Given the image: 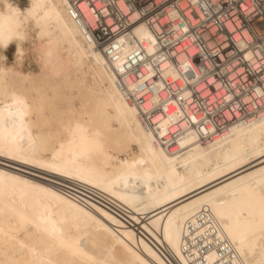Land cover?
Wrapping results in <instances>:
<instances>
[{
    "label": "bare ground",
    "instance_id": "obj_1",
    "mask_svg": "<svg viewBox=\"0 0 264 264\" xmlns=\"http://www.w3.org/2000/svg\"><path fill=\"white\" fill-rule=\"evenodd\" d=\"M39 2L28 15L34 0H0V35L27 34L0 46V138L11 149L0 154V260L258 264L262 115L208 140L174 107L145 126L117 84L120 60L94 46L66 1ZM170 126L178 136L163 140Z\"/></svg>",
    "mask_w": 264,
    "mask_h": 264
},
{
    "label": "built area",
    "instance_id": "obj_2",
    "mask_svg": "<svg viewBox=\"0 0 264 264\" xmlns=\"http://www.w3.org/2000/svg\"><path fill=\"white\" fill-rule=\"evenodd\" d=\"M64 1L94 46L120 60L117 84L145 126L174 107L208 140L263 114L264 0ZM151 93L157 103L144 112ZM173 129L163 140L178 136Z\"/></svg>",
    "mask_w": 264,
    "mask_h": 264
},
{
    "label": "snow or ice",
    "instance_id": "obj_3",
    "mask_svg": "<svg viewBox=\"0 0 264 264\" xmlns=\"http://www.w3.org/2000/svg\"><path fill=\"white\" fill-rule=\"evenodd\" d=\"M41 7H42V5L40 4L39 0H34V3L32 5V8L29 10L28 15H31L32 11L34 9H39ZM40 31H41V35H43V33H44V26L43 25H41ZM13 37H15L18 41H23L27 38V34L21 33V32L9 31V33L7 35H0V46L7 45L8 41L10 39H12ZM21 55H22V53L18 52L17 53V59H19ZM3 59H4L3 57H0V63L3 62ZM16 103L23 105V101H16ZM17 115L22 117L24 115V113L22 111H20L17 113ZM261 127L264 128V114H262V117H261ZM0 154H4V155H10L11 154V149L7 146V143L4 142L2 138H0ZM260 196H261V203H262V205H264V187H262V191H261ZM260 230L262 233H264V213H262ZM246 231L251 233L252 226L251 225L246 226ZM21 247H24V245H21ZM68 247H70V246H68ZM249 251H253V247L250 246ZM33 254H35V253L33 252ZM0 264H15V262L9 261V260H0ZM40 264H55V262L54 261H41ZM113 264H118V262L114 261ZM141 264H143V262H141ZM258 264H264V246L261 247L260 260L258 261Z\"/></svg>",
    "mask_w": 264,
    "mask_h": 264
},
{
    "label": "rangeland",
    "instance_id": "obj_4",
    "mask_svg": "<svg viewBox=\"0 0 264 264\" xmlns=\"http://www.w3.org/2000/svg\"><path fill=\"white\" fill-rule=\"evenodd\" d=\"M17 3L20 5V6H23L25 3H26V0H16ZM5 59L7 61H12L13 59V56H12V47L9 48L7 51H6V55H5ZM27 67H30L31 69H35V63L34 62H30L26 65Z\"/></svg>",
    "mask_w": 264,
    "mask_h": 264
}]
</instances>
